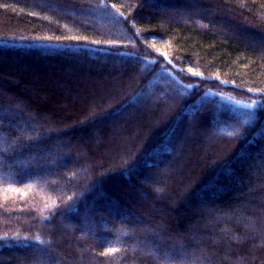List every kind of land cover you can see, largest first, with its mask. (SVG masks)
<instances>
[{"label": "trees", "instance_id": "trees-1", "mask_svg": "<svg viewBox=\"0 0 264 264\" xmlns=\"http://www.w3.org/2000/svg\"><path fill=\"white\" fill-rule=\"evenodd\" d=\"M0 260L264 264V0H0Z\"/></svg>", "mask_w": 264, "mask_h": 264}, {"label": "rangeland", "instance_id": "rangeland-1", "mask_svg": "<svg viewBox=\"0 0 264 264\" xmlns=\"http://www.w3.org/2000/svg\"><path fill=\"white\" fill-rule=\"evenodd\" d=\"M150 7L151 8H149V9L148 8H145V9H147V12H149V13H151V12L160 13V11H161V7H158L154 3L153 4H150ZM156 7L159 8V9H156ZM165 8H166V11L167 12L176 13L177 15H179V13L181 14V11H180V8L179 7L176 8V7H173V6H168V7H165ZM162 9L165 11L164 7H162ZM166 14L169 16V13H166ZM82 19H84V18H82ZM103 84L105 86H108V85L112 86L113 85V79H107V81H103ZM78 92L79 93L77 94V96L82 97L83 96L82 92H80V90ZM91 93H96L95 94L96 97H99V96L102 95V94H99L97 92H92V91H91ZM96 97H92L91 100L93 102H95L96 99H94V98H96ZM138 108H139V111L141 110L139 113H142L143 115H145L142 120L140 119V116H139L137 110L135 111V109H131V110H128V111H124L121 114L122 116L119 117V120L120 121H121V119L123 120L124 124H122V125L121 124H118V123H116V125H114L115 121L116 122L118 121L116 118H111V119L108 120L109 121V123H108L109 124V127L107 128L108 129L107 130V133L108 134L106 133V140L108 141V143L110 145L111 144L113 145V148L110 149V148H107L106 147L107 150H102L99 153V155H98L97 158H99V160H102L101 162L103 164H105L106 161H108V158L109 157L116 156L117 153H121L122 150H124L125 148H127L129 146V143L131 142V140L133 138H136V135L137 134H140L142 125L146 124V126L145 125L144 126L147 128V127H152V126H154L156 124V121H155V117L154 116H156L157 113L155 112V110H153L151 107H148L146 110H144V104L143 105H137V108L136 109H138ZM154 114H156V115H154ZM112 119H114V120H112ZM141 132L143 133V130ZM207 136H209V135H207ZM211 137L212 136L210 134V139L212 141L205 140L203 138L202 143L197 148V149H199V152H198L199 155L197 157H194V159H191V162L195 163L197 160H199L198 158H200V155L202 156V154L208 153L210 151V149L212 148L211 145H213L212 143L214 141L213 140V137L212 138ZM92 138H93V141H91V142H93L94 145L99 146L101 144V140L97 141L99 139V135H97L96 133H94L92 135ZM116 146H118V147H116ZM115 149H119V150H115ZM188 153H190V152H187V154ZM184 158H186V156ZM115 159H116L115 162H118V160H120L122 158H119V156H117ZM101 162L99 161L98 163L100 164ZM175 176H176V179H177L179 175L177 174ZM183 176L185 177L187 175L186 174H182L181 175V181H183L182 180V177ZM146 187H149V186L146 185L145 188ZM155 191L156 190H154V192ZM143 201H145V199ZM143 201H142V203L144 204L145 202H143ZM146 204L148 205V207H151V205L148 204L147 201H146ZM81 226H83V225H81Z\"/></svg>", "mask_w": 264, "mask_h": 264}]
</instances>
